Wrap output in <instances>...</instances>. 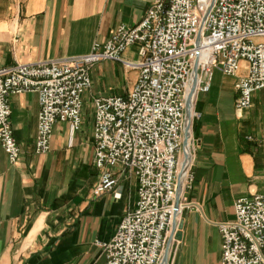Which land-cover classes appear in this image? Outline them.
<instances>
[{"label":"crops","instance_id":"1","mask_svg":"<svg viewBox=\"0 0 264 264\" xmlns=\"http://www.w3.org/2000/svg\"><path fill=\"white\" fill-rule=\"evenodd\" d=\"M154 0H0V68L82 56L120 25L138 24ZM137 46L122 55L136 62ZM244 66V64H242ZM228 80L215 83V76ZM137 71L100 62L90 71L81 126L52 129L49 152L35 153L39 104L35 93L10 98V123L20 147L11 165L0 146V264H105L94 242H109L122 217L135 209V178L99 197L94 167L93 108L98 97L126 96ZM236 79L215 72L208 93H199L191 125L193 183L181 197L177 239L167 264H220L218 224L234 219L233 204L264 193V89L236 116ZM172 227L168 232L171 234Z\"/></svg>","mask_w":264,"mask_h":264},{"label":"built area","instance_id":"2","mask_svg":"<svg viewBox=\"0 0 264 264\" xmlns=\"http://www.w3.org/2000/svg\"><path fill=\"white\" fill-rule=\"evenodd\" d=\"M132 46L138 48L137 61H123ZM100 62L121 63L137 71V77L126 96L92 101L98 171L92 195L112 191L118 183L112 170L120 167L137 181L138 199L113 238L94 244L105 264H161L185 158L190 87L195 77L194 108L197 95L209 92L219 72L236 79V116L251 107L252 95L264 89V0H154L138 24L118 26L85 55L0 68V146L11 165L18 163L21 151L10 123V98L37 95L35 153L47 154L56 123L66 124L72 134L79 131L90 71ZM198 118L192 109L191 125ZM190 166L182 190L193 183ZM181 208L180 198L178 214ZM233 209L234 219L218 224L220 264H264V193L236 200Z\"/></svg>","mask_w":264,"mask_h":264},{"label":"water","instance_id":"3","mask_svg":"<svg viewBox=\"0 0 264 264\" xmlns=\"http://www.w3.org/2000/svg\"><path fill=\"white\" fill-rule=\"evenodd\" d=\"M209 11V10H208ZM194 75H196V66L194 67ZM194 88H195V77L193 80V84L191 87V92H190V97L188 95L187 100H186V108H185V120H186V125H185V131H184V138H183V150L185 152V150H188V152L190 153L189 147H188V141L190 139V125H191V112H189L188 110V103H189V99L191 100V97L194 93ZM193 105V103H192ZM193 109V108H192ZM184 169H181L180 173L178 174L177 177V184H176V197H175V203H174V210H175V215L172 221V231L171 234L167 240V244L166 247L163 251V255H162V261L161 264H167L168 263V255H169V251H170V247H171V243L173 240L177 239V234L175 235L176 230L180 231L181 229V224H179L177 226V215H178V210H179V200H180V195L182 192V187H183V181H184V176H185V171H183Z\"/></svg>","mask_w":264,"mask_h":264},{"label":"bare ground","instance_id":"4","mask_svg":"<svg viewBox=\"0 0 264 264\" xmlns=\"http://www.w3.org/2000/svg\"><path fill=\"white\" fill-rule=\"evenodd\" d=\"M191 88V87H190ZM189 97H190V95H189ZM193 101H194V97H193V95H192V97H191V100L189 99V105H188V110H189V112H191L192 111V108H193V105H192V103H193ZM190 163H191V156H190V153L188 152V150H185V158H184V162H183V164H182V168L181 169H184L183 171H187L188 170V168H189V166H190ZM178 218V215H177V217H176V219Z\"/></svg>","mask_w":264,"mask_h":264},{"label":"rangeland","instance_id":"5","mask_svg":"<svg viewBox=\"0 0 264 264\" xmlns=\"http://www.w3.org/2000/svg\"><path fill=\"white\" fill-rule=\"evenodd\" d=\"M254 42H258L257 40H255ZM228 79L227 78H225V77H222L221 75H216L215 76V83H223V82H226ZM182 160H183V158H181ZM192 186V185H191ZM191 187H189V188H186L185 190H188V189H190ZM185 190H182V192H181V195H180V198L182 197V194H183V192L185 191ZM170 236V235H169ZM169 238V237H168ZM168 238H167V240H168ZM175 241V240H174ZM173 242V241H172ZM166 244H167V242H166ZM165 247H166V245H165ZM165 247H164V249H165ZM164 251V250H163Z\"/></svg>","mask_w":264,"mask_h":264}]
</instances>
